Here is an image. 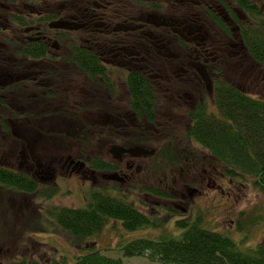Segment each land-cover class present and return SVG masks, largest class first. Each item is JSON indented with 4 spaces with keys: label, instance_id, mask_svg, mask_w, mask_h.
<instances>
[{
    "label": "flooded vegetation",
    "instance_id": "obj_1",
    "mask_svg": "<svg viewBox=\"0 0 264 264\" xmlns=\"http://www.w3.org/2000/svg\"><path fill=\"white\" fill-rule=\"evenodd\" d=\"M4 1L0 0V102L25 104L22 111L27 114L35 110L30 105L53 103L47 100L52 96L56 104L71 105L77 112L79 107H89L75 117L91 127H95L93 121L101 122L99 134L115 166L114 171L95 170L87 164L81 149L91 153L100 150L72 141L78 148L77 156L72 151L64 167L58 169L50 164L51 160L42 162L45 159L37 155L35 140L25 137L22 163L17 170L45 191H59L65 172L75 180L89 173L110 182L132 181L143 169L142 160L153 161L162 146L146 148L127 138L160 134L156 126L165 127L162 133L169 135L175 125L171 117L186 119L190 124L186 114L196 111L206 99L214 105L217 80L224 77L235 85L228 77L230 67L237 57L247 56L241 26L248 18L236 0H80V6L69 12L61 7L59 11L52 10L51 0H18L23 9L12 0H6L8 4ZM50 16L53 19L47 22ZM55 22L65 27L52 28ZM76 45L96 62L86 66V71L66 62ZM133 74L141 78L138 85L129 80ZM141 84L155 95L143 114L138 95ZM131 91L135 92L133 96ZM165 100L171 101L168 108L162 104ZM151 109L158 113L159 122L164 116L168 123L149 122ZM40 117L37 113L31 118ZM136 147L152 155L132 157L125 153ZM112 149H122L124 153L115 159ZM186 189L190 187L186 185Z\"/></svg>",
    "mask_w": 264,
    "mask_h": 264
},
{
    "label": "trees",
    "instance_id": "obj_2",
    "mask_svg": "<svg viewBox=\"0 0 264 264\" xmlns=\"http://www.w3.org/2000/svg\"><path fill=\"white\" fill-rule=\"evenodd\" d=\"M236 2L248 18L241 26L246 54L264 72V0ZM52 19L50 16L46 21ZM43 49L47 50V47ZM73 50L74 54L65 58L67 63L78 65L84 70L86 66L96 63L79 46L76 45ZM129 77L137 85L141 81L137 74ZM138 88L141 98L140 113L143 114L144 109H149L155 95L147 85L141 84ZM134 93L131 91L132 96ZM47 100H52L53 103L30 105L29 108H35L30 114L23 113L22 110L27 107L25 104L8 105L0 102V141L3 135L12 134L15 124L35 130L44 134L43 136L53 137L57 147L66 145L68 141H78L96 148L101 137L97 129L85 120L75 117L81 113L80 110L89 107H79L77 112L71 105L56 104L54 96L47 97ZM213 100L214 105H209L206 99L203 105L197 106L196 111L186 114L190 124H187L181 136L162 132L146 134L133 140V144L146 148L154 144L162 146L154 155L153 161L155 170L168 181L175 177L187 179V186L198 188L197 170L203 169L201 177H208L213 176L211 170L215 171V166H219L225 180L237 187L251 185L256 192L264 195V97L254 96L222 77L215 84ZM211 105L214 110H211ZM37 113L41 114L40 119L31 118ZM148 113L149 122H159L158 113L153 109ZM162 122L163 120L159 124H163ZM171 123L174 122L171 120ZM156 129L162 131L163 128L156 126ZM16 142L24 143L23 140ZM91 160L97 171L115 170L110 162L98 158ZM224 185L230 184L224 182L221 187ZM0 186L26 195L37 193L36 195H43L47 199L53 198L58 192L53 189L41 190L34 179L11 167L3 166L1 162ZM148 194L156 198H171L170 194L161 191ZM115 196H111L107 190L92 191L87 196L86 208L50 209L47 222L50 221V224L72 237L75 247L86 250L74 257L73 263H69L68 258L64 257L46 264H125L122 259L103 255L100 249L86 247L88 240L97 238L111 221L121 222L127 231L154 225L150 216L134 202L128 201L125 196ZM205 224L204 213L199 212L196 216L176 221L177 228L181 230L179 235L166 234L159 239H135L120 244L117 250L125 257L145 256L160 264H264V242L249 251H243L228 235L209 229ZM10 264L42 263L36 259L23 258Z\"/></svg>",
    "mask_w": 264,
    "mask_h": 264
},
{
    "label": "rangeland",
    "instance_id": "obj_3",
    "mask_svg": "<svg viewBox=\"0 0 264 264\" xmlns=\"http://www.w3.org/2000/svg\"><path fill=\"white\" fill-rule=\"evenodd\" d=\"M12 1L23 9L18 0ZM4 3L8 4L6 0ZM49 4L52 10L59 11L61 7L60 9L69 12L80 6L81 1L51 0ZM228 77L244 91L257 97H264V72L248 56L237 57L234 60ZM157 96L163 100L161 94ZM170 102L165 100L162 104L168 108ZM210 108L214 110L213 105ZM162 112L165 114L167 110ZM174 113L184 114L183 111ZM171 119L175 125L174 129L168 133L177 137L181 136L187 127L186 119L172 117ZM168 121L163 116L162 123L165 124ZM93 122L99 134L102 131L101 122L99 120ZM13 127L12 134L1 137L0 162L3 165H12L13 169H18L22 163L20 153L23 150V143L16 141H22L25 137L30 141L35 140L37 155L44 156L45 159L42 162L51 160L50 164L56 168L59 166L58 169L64 167L72 151L77 156L78 148L72 141H68L66 145L58 149L54 145L53 137L43 136L44 134L25 126L14 124ZM163 129L159 132H163ZM160 137L163 136L160 135ZM127 140L134 142L129 138ZM155 145L157 144L149 146ZM96 147L100 150L96 153L81 149L87 164L92 165L91 159L97 157L112 162L102 136ZM144 159L140 174L134 175L132 181L125 184L110 182V179L103 178L99 174L89 173L82 180H75L71 179L73 177L69 176L68 172H65L64 180L59 181L57 195L49 199L43 195H36L37 193L26 195L0 186V264H10L12 261L23 258L36 259L46 264L51 260L64 257L68 258L69 263H73L74 257L82 254L86 249L75 247L72 237L50 224V221L47 222L48 211L54 207L86 208L89 193L103 190L109 191V194L114 197L115 195L125 196L128 201L134 202L139 209L149 215L154 224L136 231H127L121 222L111 221L97 238L88 240L86 243L88 249H100L103 255L122 259L125 264H160L145 256L125 257L117 248L120 244L135 239H159L166 234L179 235L181 230L177 228L176 221L184 217L196 216L199 212L204 213L207 228L228 235L243 251H249L257 244L264 242V195L256 192L251 185L237 187L225 180L222 169L215 166V171L211 170L214 175L208 177H201L204 171L198 169V188L191 187L189 191L186 189L187 179L181 180L175 177L168 181L163 174L155 170L154 161L150 158ZM223 181L230 185L221 187ZM194 188L199 192L194 193L192 190ZM153 191L165 192L170 194L171 198L165 200L148 194ZM239 227L242 229L238 230Z\"/></svg>",
    "mask_w": 264,
    "mask_h": 264
},
{
    "label": "water",
    "instance_id": "obj_4",
    "mask_svg": "<svg viewBox=\"0 0 264 264\" xmlns=\"http://www.w3.org/2000/svg\"><path fill=\"white\" fill-rule=\"evenodd\" d=\"M51 27L55 29H60L64 28L65 26L61 22H55L51 25ZM110 153L112 156H114L115 159H119L121 154L124 153V151L122 149H112ZM125 153L131 155L132 157H146L152 155L151 151H148L147 149L142 147L132 148L128 151L126 150Z\"/></svg>",
    "mask_w": 264,
    "mask_h": 264
}]
</instances>
